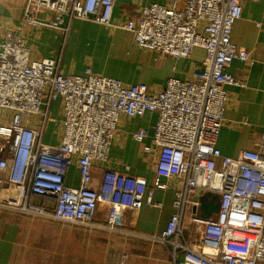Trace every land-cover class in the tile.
<instances>
[{
	"label": "built area",
	"instance_id": "2783aa9c",
	"mask_svg": "<svg viewBox=\"0 0 264 264\" xmlns=\"http://www.w3.org/2000/svg\"><path fill=\"white\" fill-rule=\"evenodd\" d=\"M118 0H27L23 21L43 25L52 13L67 32L74 19L111 25ZM248 0H185L183 8L151 3L122 28L136 44L175 59L205 50L190 79L171 77L153 90L146 83L126 84L87 67L83 75L61 72L52 58L32 59L26 40L7 31L0 42V209L70 225L93 224L100 195L91 187L95 162H106L120 116L141 118L155 112L152 144L157 150L155 180L148 206L162 207L155 190L174 191V213L156 239L170 248L174 264H264V134L256 149L224 155L217 139L228 101L226 87L238 84L227 72L233 60L248 62L250 51L231 40L235 21ZM261 1L264 0H253ZM49 21V19H47ZM61 99L60 142L43 139L54 101ZM40 118L37 126L24 120ZM7 119V120H6ZM148 130L133 134L144 142ZM80 181L66 178L74 159ZM218 197L219 209L203 219L202 200ZM126 203L110 201L107 225H125ZM118 264H126V258Z\"/></svg>",
	"mask_w": 264,
	"mask_h": 264
},
{
	"label": "crops",
	"instance_id": "0c3cea01",
	"mask_svg": "<svg viewBox=\"0 0 264 264\" xmlns=\"http://www.w3.org/2000/svg\"><path fill=\"white\" fill-rule=\"evenodd\" d=\"M27 0H0V42L7 31L21 35L30 47L32 59L52 58L59 62L65 75H83L87 67L97 74L121 80L126 84L146 83L159 91L171 77L190 79L205 57V50L194 48L189 58L170 56L139 47L133 34L122 28L128 19L138 18L141 8L160 3L183 8L185 0H118L111 25L92 20L74 19L67 32L57 24L52 13H40L43 25L36 27L23 21ZM49 19V21H47ZM232 42L250 51V59L233 60L227 72L238 84L228 85V101L217 147L230 157L242 150L258 149L264 134V3H243L242 18L234 22ZM53 122L47 126L43 142L56 146L62 134L61 99L50 109ZM7 120V119H6ZM40 118L24 120L37 126ZM155 112L141 118L120 116L109 159L95 162L91 187L100 195L93 224L79 226L44 220L31 215L0 209V264H174L170 248L156 239L174 213V191L155 190L154 198L162 207L148 206L147 192L153 188L157 150L151 146ZM148 130L144 142L133 134ZM80 174L76 158L66 183L77 185ZM124 201L128 209L125 225L114 230L107 225L110 201Z\"/></svg>",
	"mask_w": 264,
	"mask_h": 264
},
{
	"label": "water",
	"instance_id": "95a60500",
	"mask_svg": "<svg viewBox=\"0 0 264 264\" xmlns=\"http://www.w3.org/2000/svg\"><path fill=\"white\" fill-rule=\"evenodd\" d=\"M213 200L208 202L205 198L202 200V218L203 219H208L210 218L214 213H216L219 209V205L217 204L218 202V197L212 195Z\"/></svg>",
	"mask_w": 264,
	"mask_h": 264
}]
</instances>
